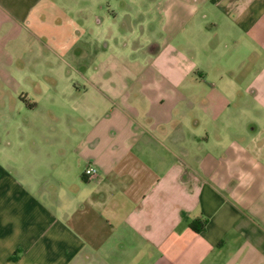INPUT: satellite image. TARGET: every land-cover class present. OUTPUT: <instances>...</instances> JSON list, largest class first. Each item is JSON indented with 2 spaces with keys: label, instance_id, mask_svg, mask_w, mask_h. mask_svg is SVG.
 Instances as JSON below:
<instances>
[{
  "label": "crops",
  "instance_id": "1",
  "mask_svg": "<svg viewBox=\"0 0 264 264\" xmlns=\"http://www.w3.org/2000/svg\"><path fill=\"white\" fill-rule=\"evenodd\" d=\"M155 2L0 0V264H264V0Z\"/></svg>",
  "mask_w": 264,
  "mask_h": 264
},
{
  "label": "rangeland",
  "instance_id": "2",
  "mask_svg": "<svg viewBox=\"0 0 264 264\" xmlns=\"http://www.w3.org/2000/svg\"><path fill=\"white\" fill-rule=\"evenodd\" d=\"M155 0H58V3L64 7V9L71 14L75 19L83 16L85 19H89L90 26L95 28V16L108 14L109 10L116 11L121 18H124L126 13L136 14L138 17L134 16L132 19V28L139 30V26H136L137 20L141 14H147L153 16L156 13L157 6L156 4H151ZM156 3V2H155ZM158 3V2H157ZM142 16V15H141ZM126 18H130L127 16ZM120 26L124 28V20L121 19ZM129 21L126 20L128 24ZM21 38V37H20ZM23 42V41H19ZM1 133V132H0ZM2 133L0 135V142L2 141ZM6 167L9 165L6 164Z\"/></svg>",
  "mask_w": 264,
  "mask_h": 264
},
{
  "label": "built area",
  "instance_id": "3",
  "mask_svg": "<svg viewBox=\"0 0 264 264\" xmlns=\"http://www.w3.org/2000/svg\"><path fill=\"white\" fill-rule=\"evenodd\" d=\"M99 173V170L96 166L94 165H89L88 167H86L85 169V175L88 176V177H91V176H95Z\"/></svg>",
  "mask_w": 264,
  "mask_h": 264
},
{
  "label": "trees",
  "instance_id": "4",
  "mask_svg": "<svg viewBox=\"0 0 264 264\" xmlns=\"http://www.w3.org/2000/svg\"><path fill=\"white\" fill-rule=\"evenodd\" d=\"M206 222V221H205ZM205 222H202L200 225H199V221L198 220H194L191 222V227L196 230V231H200L202 229L205 228L206 224Z\"/></svg>",
  "mask_w": 264,
  "mask_h": 264
}]
</instances>
